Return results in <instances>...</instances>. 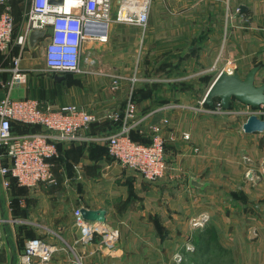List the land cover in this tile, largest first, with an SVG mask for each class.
Masks as SVG:
<instances>
[{
    "label": "crops",
    "instance_id": "crops-1",
    "mask_svg": "<svg viewBox=\"0 0 264 264\" xmlns=\"http://www.w3.org/2000/svg\"><path fill=\"white\" fill-rule=\"evenodd\" d=\"M239 1L247 6V15L233 18L228 26L224 67L219 74L235 72L244 79L262 63L256 76L260 86L264 83V0ZM112 2L111 20L100 22L107 42L84 41V80L102 84L105 79H134L140 74L143 32L118 21L121 0ZM162 5L163 0H151V10ZM207 17L213 14L207 12ZM195 25L206 31L215 28L210 19ZM203 45H210L209 37ZM35 49L33 60L29 45L20 65L28 75L27 83L12 90L8 87L11 58L20 50L15 48L8 57L0 54V100L7 95L15 100L36 99L27 87L30 75L46 71L44 59L40 60ZM145 71L149 73L150 68ZM214 81L204 89L176 91L165 86L166 81L148 80L152 88L131 91L139 121L133 134L136 141L149 143L153 126L161 127L166 139L176 133V140L167 143L169 168L157 182H146L109 157L106 143L100 139L118 133L121 125L109 119L90 126L84 134L86 142L61 146L53 182L36 189L18 185L6 189L0 176V264H20L25 243L40 237L59 248L52 264H264V133L244 132L251 114L237 100L228 111L201 105ZM123 94L122 86L116 92L107 86L96 87L93 94L85 96L87 103L95 105H76L123 113ZM259 117L264 120L261 114ZM183 132L191 139H182ZM0 161L5 164V157ZM66 174L70 185L66 179L58 180ZM192 180L203 188L193 187ZM59 181L69 188L59 189ZM64 196L74 201L64 207ZM82 208L107 212L106 224L120 232L115 250L102 248L97 239L87 245L80 242L74 211Z\"/></svg>",
    "mask_w": 264,
    "mask_h": 264
},
{
    "label": "built area",
    "instance_id": "built-area-1",
    "mask_svg": "<svg viewBox=\"0 0 264 264\" xmlns=\"http://www.w3.org/2000/svg\"><path fill=\"white\" fill-rule=\"evenodd\" d=\"M67 1L63 0V4L58 5L51 3V0H31V9L18 31L10 1L0 0V54L8 57L15 48L20 50L18 55L11 58L13 69L9 90L28 81V75L20 65L29 48V36L34 30L46 31L45 38L40 41L44 45V71L59 75L84 73L81 61L86 39L107 42V36L100 32V22L111 20L112 0H78L73 4H67ZM150 11L151 0H121L117 20L139 27L144 36ZM113 79L112 89L119 90L120 79ZM205 98L201 101L202 106H205ZM215 108L223 111L220 102L215 104ZM261 113L264 114V110L255 114L259 117ZM107 119L121 124L118 133L100 139L106 143L109 157L123 168L138 173L146 182L161 180L169 168L167 143L176 140V133L166 139L162 128L153 126L148 144L134 140L131 133L139 121L132 95L123 113L109 110L97 112L76 104L55 106L29 98L15 100L7 95L0 100V151H4L0 159H6L5 164L0 161V176L4 187L10 189L11 180H15L19 187L28 189L53 182V167L60 157V147L86 142L88 138L84 134L90 126ZM14 123L37 126L41 131L15 135L12 133ZM163 123L169 124V121L164 120ZM181 138L190 140L191 135L183 132ZM74 221L80 230L83 245L97 239L102 248L109 251L116 249L120 241L117 229L107 224L84 221L80 209L74 211ZM58 250L57 245L42 238L29 239L25 243L20 264H52Z\"/></svg>",
    "mask_w": 264,
    "mask_h": 264
},
{
    "label": "rangeland",
    "instance_id": "rangeland-1",
    "mask_svg": "<svg viewBox=\"0 0 264 264\" xmlns=\"http://www.w3.org/2000/svg\"><path fill=\"white\" fill-rule=\"evenodd\" d=\"M9 1L12 12L17 18L19 31L25 22L26 13L31 9V0ZM240 3L242 2L239 0H163L161 8L154 7L149 14L148 29L140 46V63L137 69L140 74L134 78L137 80H119L120 87L122 86L124 89L121 105L126 106L128 99L133 95L131 91L134 88H152L153 85L148 80L166 82L171 80L168 84L165 83V86L176 91H194L209 87L224 67L223 49L229 24L233 18L238 19L241 14L247 13V11L241 12V7L247 6L240 5ZM206 7H208L207 10ZM207 12L213 14V17L208 18ZM207 19L214 22V29L206 31L196 27V23L204 25ZM208 37L210 45L202 46ZM43 49L44 45L35 49V54L40 60L43 57ZM31 56L34 60V49ZM145 67L150 68L149 73H146ZM53 76L54 73L51 72L32 73L30 75L27 87L32 90L33 98L47 99L56 105H65L76 104L77 102L87 103L85 96H88L89 93L93 94L96 87L107 86L112 92L117 91L112 89L115 79H105L100 84L94 80L93 82L84 80L82 74L78 73L60 77L61 79L64 78V85H57ZM171 82L175 84H171ZM46 93L49 95L48 98L44 97ZM237 102L239 101L237 100ZM87 104L95 105L93 101ZM239 104L249 115L260 110L252 109L246 105L243 107L241 103ZM261 110L263 109L261 108ZM95 111L97 110L95 109ZM261 116L264 117V114L261 113ZM64 165L74 166L73 163ZM59 178L66 179V184L70 185L69 174L59 176L58 180ZM60 182L58 183L59 189L69 188ZM64 197L61 199L64 207L68 202L74 201V199Z\"/></svg>",
    "mask_w": 264,
    "mask_h": 264
},
{
    "label": "water",
    "instance_id": "water-1",
    "mask_svg": "<svg viewBox=\"0 0 264 264\" xmlns=\"http://www.w3.org/2000/svg\"><path fill=\"white\" fill-rule=\"evenodd\" d=\"M51 3L61 5L63 0H51ZM247 8L242 6L241 12L244 13ZM106 26V24H103ZM46 36V31L34 30L29 36V45L31 49H35L41 40ZM261 66H256L250 70L244 79L238 73L221 72L212 86L209 88L205 104L211 108L215 106L216 100L221 104L223 110H230L232 108V101L239 102L251 107L252 109L264 110V83L260 86L256 85V76L260 71ZM58 77V75H56ZM246 134H263L264 120L259 118L256 114L249 116L247 122L243 126ZM252 178V174H249ZM193 187L203 188V185L196 180L191 181ZM80 215L83 220L94 224H106L107 212L105 210H92L87 208L80 209Z\"/></svg>",
    "mask_w": 264,
    "mask_h": 264
},
{
    "label": "trees",
    "instance_id": "trees-1",
    "mask_svg": "<svg viewBox=\"0 0 264 264\" xmlns=\"http://www.w3.org/2000/svg\"><path fill=\"white\" fill-rule=\"evenodd\" d=\"M55 75H58V74H56V73H54ZM68 74H70V73H68ZM68 74H62V75H68ZM63 83V82H62ZM218 100H216V102H217ZM206 105V104H205ZM207 106V105H206ZM209 107V106H208ZM96 125V124H95ZM17 128H19V130L17 129ZM22 128H25L23 131H21L22 130ZM33 128V129H32ZM41 131V129L39 128V127H37V126H32V125H22V124H17V123H14L13 125H12V133L13 134H15V135H17V134H30V133H37V132H40ZM135 132L133 131L132 133H131V137L134 139V136H133V134H134ZM134 140H136V139H134ZM146 144H148V143H146ZM61 148V147H60ZM106 151H107V154H108V150H107V148H106ZM11 182H12V187L14 188V187H16V185H17V183H16V181L15 180H11ZM205 243H206V245L208 244L209 245V241H204Z\"/></svg>",
    "mask_w": 264,
    "mask_h": 264
},
{
    "label": "flooded vegetation",
    "instance_id": "flooded-vegetation-1",
    "mask_svg": "<svg viewBox=\"0 0 264 264\" xmlns=\"http://www.w3.org/2000/svg\"><path fill=\"white\" fill-rule=\"evenodd\" d=\"M71 74V73H70ZM70 74H68V75H70ZM62 76H64V75H59L58 74V77H56L55 75L53 76L54 77V79H55V83H62L63 81H64V78L63 79H61L60 77H62Z\"/></svg>",
    "mask_w": 264,
    "mask_h": 264
},
{
    "label": "bare ground",
    "instance_id": "bare-ground-1",
    "mask_svg": "<svg viewBox=\"0 0 264 264\" xmlns=\"http://www.w3.org/2000/svg\"><path fill=\"white\" fill-rule=\"evenodd\" d=\"M78 0H68L67 4H73V3H77Z\"/></svg>",
    "mask_w": 264,
    "mask_h": 264
}]
</instances>
